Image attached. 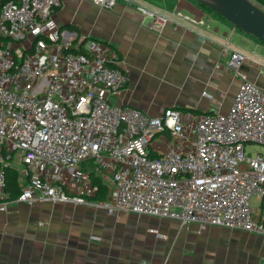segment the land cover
Returning <instances> with one entry per match:
<instances>
[{"label":"built area","instance_id":"obj_1","mask_svg":"<svg viewBox=\"0 0 264 264\" xmlns=\"http://www.w3.org/2000/svg\"><path fill=\"white\" fill-rule=\"evenodd\" d=\"M85 1L106 10L118 2ZM60 5H0V212L10 200L89 204L97 190L92 174L108 194L92 203L108 214L264 235V95L241 72L245 56L233 51L227 60L238 89L226 114L166 108L150 116L112 102L128 82L117 52L84 38L72 47L53 18ZM136 9L156 30L170 23ZM176 17L203 25L181 12ZM158 137L171 145L158 150ZM253 146L262 150H247ZM6 168L17 172L14 199L5 190Z\"/></svg>","mask_w":264,"mask_h":264},{"label":"crops","instance_id":"obj_2","mask_svg":"<svg viewBox=\"0 0 264 264\" xmlns=\"http://www.w3.org/2000/svg\"><path fill=\"white\" fill-rule=\"evenodd\" d=\"M60 1L53 18L72 47L84 38L117 52L128 82L111 97L115 105L150 116L166 108L226 114L238 89L227 68L233 51L245 56L241 72L264 95V43L193 0H118L112 10L85 0ZM137 6L170 23L154 29ZM177 12L203 25L181 21ZM165 140L156 138L155 147L166 150L171 140ZM90 203L10 200L0 212V264H264V235L123 211L113 215Z\"/></svg>","mask_w":264,"mask_h":264},{"label":"water","instance_id":"obj_3","mask_svg":"<svg viewBox=\"0 0 264 264\" xmlns=\"http://www.w3.org/2000/svg\"><path fill=\"white\" fill-rule=\"evenodd\" d=\"M193 1L208 8L244 34L264 43V8L252 0Z\"/></svg>","mask_w":264,"mask_h":264},{"label":"trees","instance_id":"obj_4","mask_svg":"<svg viewBox=\"0 0 264 264\" xmlns=\"http://www.w3.org/2000/svg\"><path fill=\"white\" fill-rule=\"evenodd\" d=\"M10 0H0V5L5 4ZM257 6L264 8V0H255L253 1ZM201 5V4H199ZM202 6V5H201ZM207 11L212 12L208 8L202 6ZM214 13V12H213ZM257 40V39H256ZM5 190L10 195L11 199L16 198L20 193V187L17 180V172L11 168L5 169ZM91 179L93 185L97 188L95 196L92 198V201L97 203H102L107 200V185L103 183L100 178H96L91 174Z\"/></svg>","mask_w":264,"mask_h":264},{"label":"rangeland","instance_id":"obj_5","mask_svg":"<svg viewBox=\"0 0 264 264\" xmlns=\"http://www.w3.org/2000/svg\"><path fill=\"white\" fill-rule=\"evenodd\" d=\"M146 1L150 2V1H152V0H146ZM252 1H255V0H252ZM210 13H213V12H210ZM214 14H215V13H214ZM215 15H216V14H215ZM247 150H249V151H257V150H260V151H261L262 149H261V147L253 146V147H248ZM12 163H13V162H12ZM14 164H15V161H14ZM15 167L18 168L17 166H15ZM251 203L254 204L255 201L252 200Z\"/></svg>","mask_w":264,"mask_h":264}]
</instances>
